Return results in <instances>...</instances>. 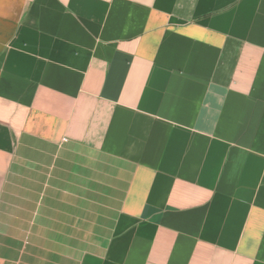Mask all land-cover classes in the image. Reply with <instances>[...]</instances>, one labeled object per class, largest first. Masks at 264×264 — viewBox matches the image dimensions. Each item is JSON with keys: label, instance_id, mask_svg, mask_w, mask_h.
Segmentation results:
<instances>
[{"label": "crops", "instance_id": "crops-1", "mask_svg": "<svg viewBox=\"0 0 264 264\" xmlns=\"http://www.w3.org/2000/svg\"><path fill=\"white\" fill-rule=\"evenodd\" d=\"M0 264H264V0H0Z\"/></svg>", "mask_w": 264, "mask_h": 264}]
</instances>
